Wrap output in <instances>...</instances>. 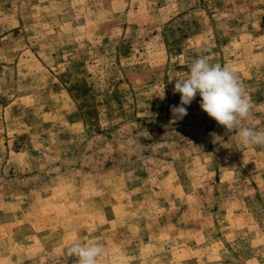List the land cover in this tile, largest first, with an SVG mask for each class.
Masks as SVG:
<instances>
[{"label":"rangeland","instance_id":"rangeland-1","mask_svg":"<svg viewBox=\"0 0 264 264\" xmlns=\"http://www.w3.org/2000/svg\"><path fill=\"white\" fill-rule=\"evenodd\" d=\"M200 56L264 130V0H0V264H264V147L171 112Z\"/></svg>","mask_w":264,"mask_h":264},{"label":"clouds","instance_id":"clouds-1","mask_svg":"<svg viewBox=\"0 0 264 264\" xmlns=\"http://www.w3.org/2000/svg\"><path fill=\"white\" fill-rule=\"evenodd\" d=\"M174 92H179L180 105L173 106L174 119L187 115L185 105H190L197 94L202 98L201 109L229 132H236L245 149L264 147V130L245 126L242 122L250 118L251 104L243 84L229 67L210 64L205 56L195 59L190 71L177 78ZM102 242H74L67 253L77 258V264H97L104 254Z\"/></svg>","mask_w":264,"mask_h":264}]
</instances>
